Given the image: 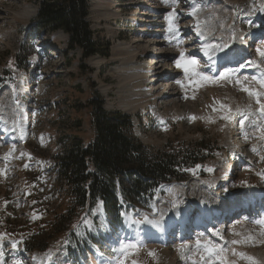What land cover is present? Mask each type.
I'll return each instance as SVG.
<instances>
[{
  "label": "rangeland",
  "instance_id": "rangeland-1",
  "mask_svg": "<svg viewBox=\"0 0 264 264\" xmlns=\"http://www.w3.org/2000/svg\"><path fill=\"white\" fill-rule=\"evenodd\" d=\"M42 1L0 0V114L17 122L9 131L10 138L16 143L5 144L0 134V253L3 254L0 260L3 264H28L25 257L16 255V251L25 240L29 242L30 237H37L43 246L49 247L41 256L44 258L47 254L50 257V250L60 252L69 245L70 237L67 232H62L61 226H57L61 233L53 235L51 232L50 221L54 220V213L64 201V194L55 189L58 186L51 158L61 153L65 143L71 145L76 137L83 141L90 139L93 131L83 106L95 91L106 100V111L122 110L139 115L137 130L140 139L153 150L171 153L170 149L174 148L176 155L182 153L185 157L186 151L193 154L191 149L201 142L211 147L205 154H212L215 144L221 150L216 152L214 159L205 161V177L200 178L211 188L193 186L201 181H194L191 185L192 180L177 183L157 191L155 202L138 201L140 205L126 215L123 230L128 233H125L127 237H142L145 223L132 221L147 217L152 224L146 225L150 229L155 225L153 237L159 242H115L112 237L118 229H110L100 216L98 221L83 222L72 229L80 227L75 234L83 235L84 250L92 251L95 257L100 256L102 264H115L118 258H123L125 264H169L164 255L173 258L174 264H220V261L249 264L247 259L233 253H243L254 258L257 264H264V215L251 219L264 208L259 210L256 207L250 215L244 214L243 209L236 214L227 213L223 217L225 222L216 220V232L213 226L201 235L190 229L179 244L175 242L179 222L164 232L156 223L163 214L175 213L176 207L182 206L186 198L197 202V199L207 197L212 205L226 203L227 208L240 205L250 190L264 191V140L260 139L264 118L259 115L257 98L242 90L256 89L261 103H264L263 87L255 80L252 68L257 63L264 73V57L257 52V49L264 50V34H257L264 28L261 6L255 0H236L235 5L232 0V8L213 5L212 2L220 0H211V5L199 2L198 7L208 15L206 19L209 21L205 20L208 35L219 33L217 36L223 37L224 45L238 43L236 38L240 36L248 48V59L244 57V61L235 67L238 75L220 79L223 72L218 76L211 75L210 71L211 74L207 73L202 69L203 57L180 45L182 38L188 42L189 39L191 42L195 40L189 24L191 20L181 17L178 9L186 0H91L94 37L101 48L107 49L103 51L110 57L97 56L89 60L83 59L79 49L69 51L68 37L62 33H37L28 37L29 27ZM261 2L264 5V0ZM152 6L153 10L150 9ZM110 7L116 17L107 20L102 11ZM241 40L240 45L243 44ZM132 49L135 53H130ZM97 58L101 61L100 67L91 64ZM178 60L180 67L177 66ZM189 60H195L196 64L185 71L184 64ZM128 66L148 71L155 68L144 84V89L150 92L146 94L148 98L134 97L129 89H123L125 84H122L120 70ZM165 68L172 75L161 78L157 84L159 77L154 71L164 72ZM160 89L168 92L163 94ZM241 119H245L243 127ZM2 121L5 127L6 120ZM231 165L237 170L229 173ZM174 187L184 190L172 191ZM231 199L238 201L228 203ZM262 203L264 205V201ZM32 205L38 210L43 209L44 214L31 210ZM197 208L192 211V220L197 217ZM242 214L250 217V221H243L246 218L240 217ZM241 221L243 224L239 223ZM220 224L226 239L224 244L211 240L219 233ZM243 225L242 231H238ZM166 236L171 242L163 244ZM147 237H151L150 234ZM198 240L200 245H197ZM236 240L239 243L233 244L232 241ZM176 241L179 240L176 238ZM98 242L103 247H98L99 251L96 249ZM127 244H138L139 247L127 250L121 257L119 249ZM204 245L216 249L218 254L209 257ZM150 252L155 255H149ZM81 260L88 264L87 257Z\"/></svg>",
  "mask_w": 264,
  "mask_h": 264
},
{
  "label": "trees",
  "instance_id": "trees-1",
  "mask_svg": "<svg viewBox=\"0 0 264 264\" xmlns=\"http://www.w3.org/2000/svg\"><path fill=\"white\" fill-rule=\"evenodd\" d=\"M89 15V0H44L31 33L63 32L69 37L68 49H79L83 59L108 57L103 51L107 49L95 40ZM104 106L97 91L86 99L83 110L92 137L88 141L74 138L71 145L65 143L61 153L51 158L58 183L55 189L64 194L63 204L50 221L53 235L61 233L57 226L69 233L74 221H87L98 206L103 207L110 224L121 223L124 210L135 209L138 201L152 200L158 188L182 180L178 172L182 164L190 165L201 157L203 143L191 149L193 154L186 151L185 157L144 146L136 137L133 117L120 111L108 112ZM27 249L46 251L47 247L34 238Z\"/></svg>",
  "mask_w": 264,
  "mask_h": 264
},
{
  "label": "bare ground",
  "instance_id": "bare-ground-1",
  "mask_svg": "<svg viewBox=\"0 0 264 264\" xmlns=\"http://www.w3.org/2000/svg\"><path fill=\"white\" fill-rule=\"evenodd\" d=\"M233 1H235V3ZM233 1L232 0H220L218 2H212V3H213V5H222L225 8H232L231 5L233 3H234V5L236 4V0H233ZM199 2L204 3L205 5H208V4L211 5V0H197V1H195V0H186V3L183 6L178 7L179 12L181 14L180 16L184 17V19H188V20L190 19L191 20L189 24H190V28L193 29V31H191V32H193V34H194L193 36L195 37V40H193L195 42H193V41L191 42L190 39H189L190 42L184 41V39H186V38L180 39V42H181L180 45L181 46L183 45L186 48L189 47L188 51L190 53H192V54L201 55L204 58L203 61H202L203 69L206 72L207 71L208 72L209 71L212 72V74L214 75V74H218L219 73L220 65L222 64V62L224 60L231 59V61H233L235 58H237V59H241V58H244V57L247 58L248 57V51L246 52V47H243L245 43L240 45L239 44V40H238V43L229 44V42H228V45H227L225 50L224 49L221 50L219 47H217L218 45L224 44L225 41L223 43V37L217 36L219 33L217 35H213V34L212 35H208L209 33L206 32V28L208 27V24L205 21V20H207L206 18H207L208 15H207L206 11L201 9L202 7L201 8L198 7ZM255 3L258 4L259 6H261V11L264 12V5L261 2V0H255ZM150 9L153 10L154 7L152 6ZM25 12L30 15V11L28 9H26ZM102 12L105 14L104 16H105V18L107 20L113 19L114 16L116 17V15L114 14V10L111 7L105 9ZM103 13H101V14H103ZM261 20H262V23L264 25V15L261 18ZM207 21H209V20H207ZM208 23L211 24L210 22H208ZM206 24H207V27H206ZM224 25L225 24H223V26ZM218 30H219V28H218ZM258 33H264V28L262 30H259V32H257V34ZM226 35H228V34H226ZM197 43H199V46H197ZM185 47H184V49H185ZM116 49L117 48L114 49L115 52H117ZM235 51H238V52H236L234 54ZM130 53H135V50L132 49V51ZM226 54H227V56H226ZM232 54H234V55H232ZM240 63H241V60H239L234 66L231 65V67L235 68ZM91 64L94 67H100L101 66V61L98 60V59H93L91 61ZM153 69H155V68L151 67V69H149L150 71H148V70L138 69V68H134V67H130V66L122 68L120 70V73H121L120 78H122V84H125V87L122 86L123 89H129L128 92L130 94H132V96H134V97L147 96L146 94H150V92L148 90L144 89V86H145L144 84L146 82H148V75L151 74V71L153 72ZM253 70L255 71L254 75H255V79L257 81L264 80V73L261 71V69L259 68L257 63H255L253 65ZM154 72L159 77V80H157V84H160V79L161 78H165V76H169L170 77L172 75V72L168 68L167 69L165 68L164 72L157 73V69ZM170 90H171V93H172L173 92L172 87H171ZM160 91H162L163 94L165 92H168V90H166V89H160ZM255 91H253V92H255ZM105 92H107V90ZM148 97L149 96H147V98ZM1 122L4 123V121H2V120H1ZM5 132L7 133V131H5ZM232 169L233 168H231V170L229 172H231ZM193 186L201 187V185L199 183L198 184H194L193 183ZM180 188H183V187H180ZM180 188L179 187H174L172 189V191H175V190L183 191L184 190V189L182 190ZM250 191H251V193L250 192L248 193L249 194L248 198L244 200V206H246L247 202H248L249 205L253 204L252 199H256V198H253V197L254 196L260 197L261 193L264 192V191H261V190L258 191V189L257 190L255 189V191L257 192V195H254L255 191H253V192H252V190H250ZM197 202L193 201L192 199L190 200V199L186 198L183 201L182 206H180L179 208L176 207V212L175 213L171 211V212H168L166 214H163L161 216V218L158 221H156V223H159L158 224L159 228L164 232V231L168 230V228L170 227L171 223L179 222L180 224H182L184 222V219L188 216V213L191 212V210H193L194 208L199 207L200 213L202 214V217H204V221H200V224H202L203 226H210V222H211L214 225H216V220L222 219L223 217H225V215L227 213H231V212L237 211L242 206L240 204V205H235V206H231V207H227L226 208L225 207L227 205L226 203H218V202L214 206V205H212L211 201H208L207 197L202 199V200L201 199H197ZM261 204H263V203L261 202ZM238 206H240V207L238 208ZM251 207H252V209L256 208V206H253V205ZM177 210H179V211H177ZM245 210H247V208H245ZM244 218H247V220L250 221V217H244ZM243 221H245V219ZM243 221H241V222H243ZM241 222H239V223H241ZM244 227H245V225H243L242 227L238 228L237 230L238 231H242V229ZM217 230L219 231L220 234L219 233L215 234L213 239L214 240H218V241H222L223 243L226 242V239H224L225 237H224V234H223L224 231H223V229L220 228V225L217 228ZM179 233L180 234H179L177 240H180V238L183 237V235H182L183 233L181 232V229H180ZM248 233H249V231H248ZM147 235H149V234H147ZM166 238H167V236L164 238L163 244L166 243V241L169 242V239H166ZM238 240H236V241H238ZM164 253L167 254L166 251ZM164 259L167 260V262L169 264H174V259L173 258L171 259V257L169 255H164ZM92 264H100V262L97 261V260H94L92 262Z\"/></svg>",
  "mask_w": 264,
  "mask_h": 264
},
{
  "label": "snow or ice",
  "instance_id": "snow-or-ice-1",
  "mask_svg": "<svg viewBox=\"0 0 264 264\" xmlns=\"http://www.w3.org/2000/svg\"><path fill=\"white\" fill-rule=\"evenodd\" d=\"M169 25H170V26H169V30L171 31V30H172V27H173V25H172V21H171V17H170V19H169ZM217 47H219L221 50H223V48L227 47V45L222 44V45H218ZM257 52L259 53V55H260L261 57H264V50L257 49ZM226 56H227V54H226ZM181 60H183V53H181ZM195 63H196L195 60H189V61H186L185 64H184L185 71H188V70H189V66H193V65H195ZM177 66H178V67L181 66V62H180V60L177 61ZM197 75H199V73H197ZM228 76H229V73H228V72H224V73H221V74H220V77H219V78H220V79H227ZM203 79H205V80H209V79H212V78H209V77H203ZM259 83L261 84V87H264V80L259 81ZM242 90L245 91V92H247L249 96H255V97L257 98V99H256V103L259 105V110H260L261 115L264 116V103H261V101H260V98H259V97H260V93H258V92H253V91H251V90L248 89V88H244V89H242ZM192 119H195V117H193ZM245 119H246V118H245ZM245 119H241V120H240V125H241V127L244 126ZM260 131H261V133H262L261 136H260V139L264 140V129H261ZM252 150H253L254 152L256 151L255 148H253ZM25 167H27V165H26ZM208 171H211V169H208ZM132 222L135 223V224H140V223H151V221H149L147 217H144L143 220H133ZM232 243H233V244H236V243H239V242H238V241H232ZM197 245H200V241H199V240L197 241ZM13 247H15V245H13ZM138 247H139L138 244H127V245H122L121 248L119 249V252H120V254H121V257L124 256V254L126 253L127 250H129V249H136V248H138ZM182 247H183V246H181V248H182ZM179 250H181V249H178V251H179ZM204 250L208 253L209 257L215 256V255L218 254L216 249L211 248V247H208L207 245H204ZM2 255H3V254L0 253V257H2ZM149 255L154 256L155 254L150 252ZM233 255H240L241 258H243V259H247V260L249 261V264H257V262L255 261L254 258H252V257H247V256H246L245 254H243V253H239V254H237V253H233ZM201 259H203V257H202ZM0 264H3V261H2V260H0ZM115 264H125L124 259H123V258H118V259L115 261ZM220 264H225V262H224V261H220Z\"/></svg>",
  "mask_w": 264,
  "mask_h": 264
}]
</instances>
